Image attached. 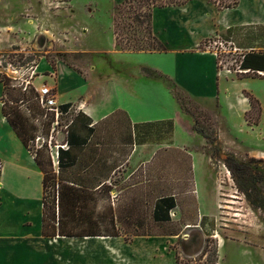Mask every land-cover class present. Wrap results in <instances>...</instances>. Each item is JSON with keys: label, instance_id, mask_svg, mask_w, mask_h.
Wrapping results in <instances>:
<instances>
[{"label": "rangeland", "instance_id": "rangeland-1", "mask_svg": "<svg viewBox=\"0 0 264 264\" xmlns=\"http://www.w3.org/2000/svg\"><path fill=\"white\" fill-rule=\"evenodd\" d=\"M125 2L126 0H0L2 76L8 78L7 68L11 64L22 71V75L18 77L30 84L35 82L39 85L37 88H40L49 86L50 77H55L54 69L59 64L79 69L81 64L86 66L91 61L94 51L103 50L106 54L111 51L115 46L114 42L119 52H154V48L159 45L149 35L147 25L139 24L133 19L136 10L125 7ZM249 2L250 0H244L236 13L221 15L220 24L244 16L248 12ZM165 17L159 16L157 20L163 21ZM239 28V31L230 35L227 32L217 33L200 45V50L221 55L217 59L218 70L225 74L228 72L230 76L225 84L227 93L221 87L223 96L220 103L217 99L190 98L172 83H168L184 113L193 119L191 146L199 162L196 168L198 171L209 168L208 172L202 174L204 181L200 192L204 203L198 199L199 189L196 184L192 183L190 187L192 164L189 156L180 149L171 154L161 151L157 159L144 163L142 172L136 174L140 179L135 180L143 182L138 190L139 203H135L137 199L131 193H119L115 199L117 230L125 234L149 233V236L140 238L128 235L132 246L127 251L136 261L125 257L123 259L121 253L115 252L112 260L117 264H176L177 257L182 264H264V182L260 181L264 180V79L258 77L263 75L240 73L239 64L236 63L238 53L221 54L220 47L217 46L207 50L209 40L213 38L233 42L234 46L245 52L254 50L264 53V26ZM117 35L124 50L117 43ZM108 54L113 64L118 66L121 56ZM123 63L126 64L127 61ZM147 71L154 75L153 71L147 69L146 73ZM231 79L234 81L231 82ZM29 87L34 88L32 85ZM15 88L20 90L12 92L15 96L19 92H27L30 97L32 95L31 91L24 92L20 87ZM238 90L242 91L250 105L245 116L233 113L227 104L235 102V92ZM249 97L253 98V104ZM30 104L19 101L15 106L30 119ZM154 104L157 105V102ZM140 111L145 118H154L157 114L155 106H147ZM74 114L70 110L57 119L55 113L48 112V117L39 119L36 126L43 128L42 135L46 136L50 119L53 117L55 122L59 120L58 124H52L49 135L55 128L54 142L63 144L67 125ZM220 117L228 122L223 124ZM143 129L147 143L171 142L168 125L155 123ZM198 129H203L210 138L205 139L197 132ZM30 147L33 152L37 150L32 144ZM227 161L236 162L245 169L233 173L226 166ZM124 179L125 174L121 169L116 180L121 185ZM171 195H174L177 204L171 212L172 222L155 223L152 213L156 199ZM6 198L5 188H0L2 226L10 229L4 222L7 218L12 223L13 231L18 234L25 232L32 239L35 238L38 234V219L32 216L33 225L30 227L28 214L15 210ZM24 223L29 227H24ZM186 235H189L187 239ZM124 240L126 241V237L120 238V243ZM55 241H61L56 244L77 247L81 251L80 259H74L71 255L67 264L75 261L79 264H97L102 261L100 253L86 254V251L101 249L111 242H104L102 239Z\"/></svg>", "mask_w": 264, "mask_h": 264}, {"label": "crops", "instance_id": "crops-1", "mask_svg": "<svg viewBox=\"0 0 264 264\" xmlns=\"http://www.w3.org/2000/svg\"><path fill=\"white\" fill-rule=\"evenodd\" d=\"M242 2L244 0H240L236 8L224 10H219L206 0H191L183 6L154 9L153 34L167 48L165 52L124 53L117 50L118 46L114 42L115 46L107 54L103 50L94 51L91 61L86 66L81 64L78 67L80 70L59 64L54 69L55 77H50L48 85L55 89L61 106L70 104L69 111H74V117L83 114L90 118L93 129L89 135H78L82 154L77 165L72 166L69 165L68 157H65L64 173L68 176L72 173L88 174L91 182L86 186L91 188L97 199L101 198L100 190L104 185L111 188L109 201L116 210L115 199L119 193H131L137 199L135 203H139L138 190L143 182L135 179H140L136 174L142 172L144 163L157 159L161 151L171 154L180 149L191 160L190 187L192 183L196 184L198 199L204 203L200 188L204 181L202 174L208 172L209 168H203L202 171L196 168L199 162L191 146L193 119L184 113L168 83L190 98L217 99L221 102L222 88L227 93L225 84L230 76L228 72H219L215 54L200 50V45L204 40L217 33H226L232 27L264 26V0H250L248 12L244 16L220 24V16L238 12ZM163 15L166 16L163 21L157 20ZM108 53L121 56L118 66L113 64ZM147 69L153 71L154 75L147 74ZM1 76L0 71V188H5L6 199L15 210L28 214L30 227L33 225L31 217L38 219V234L33 239L25 232L18 234L11 229L12 223L7 218L4 222L10 229L4 228L0 213V264H67L71 255L74 259H80L81 251L77 247L56 244L55 240H60V237L53 240L42 236L44 175L4 114L5 86ZM30 85L34 89L39 87L35 82ZM235 94V102H227L229 109L245 116L250 107L249 102L241 90ZM147 106H155L157 114L154 118H145L140 111ZM220 119L223 124L228 122ZM169 121L173 124L172 133L169 134L171 142L147 143L143 125ZM63 139V144L67 145L64 151H67V133ZM121 169L125 174L122 186L116 180ZM29 226L24 223V227ZM128 235L140 238L137 234L120 233L118 237L67 239L107 238L111 242L106 247L87 250L86 254L99 252L102 261L97 264H117L112 260L115 252L121 253L123 259L136 261L127 251L132 245L125 240L120 243V238Z\"/></svg>", "mask_w": 264, "mask_h": 264}, {"label": "trees", "instance_id": "trees-1", "mask_svg": "<svg viewBox=\"0 0 264 264\" xmlns=\"http://www.w3.org/2000/svg\"><path fill=\"white\" fill-rule=\"evenodd\" d=\"M191 0H126L125 7L136 10L133 19L139 24H146L147 30L155 43L159 45L154 48L155 51L165 52V46L154 36L152 30V15L156 8L183 6ZM209 3L216 5L219 10L236 8L240 0H206ZM121 8H119V12ZM147 20L145 21V19ZM239 27H232L227 30V34L239 31ZM117 37V43L121 49L120 39ZM228 41V40H227ZM242 50L238 55L239 58L236 63L239 64L240 73L248 74H262L258 76L264 79V53L250 50L245 52ZM129 50V48H128ZM138 52V51H137ZM220 59V57L218 58ZM150 74L149 71H147ZM2 82L5 86V106L4 114L7 117L10 125L17 132L18 136L23 141L25 147L34 156V160L42 171L43 178V216H42V236L46 239L56 238H86V237H118L120 236L117 230V216L116 210L113 209L110 192L111 188L103 186L100 190L101 198H96L94 192L86 184L90 183L88 174L72 173L70 176L64 173L65 157H68L69 165H77L79 155L82 154L80 144L77 139L79 134L89 135L93 132L91 128V120L83 114L73 116L72 121L67 125V139L66 143L69 148L67 151H59V168H54L51 155L47 145L38 148L35 152L32 151L30 144H33L36 133H44L43 128H37L36 122L45 117V111L40 106L39 95L34 88L27 90L31 91L32 95L25 94L13 95L15 90L12 81L9 78L1 76ZM13 99V100H12ZM251 104L253 98L249 97ZM19 101L31 103L28 107L32 110L30 119L15 106ZM34 101H36L34 103ZM71 105L61 106V112L67 113ZM48 117V115L46 116ZM33 120H35L33 122ZM52 117L47 123L49 136L51 126L54 124ZM155 123H148L143 127L153 126ZM160 125H168L169 134L172 133V122L157 123ZM145 132V131H144ZM197 132L205 139L210 137L203 129H198ZM45 136V135H44ZM146 137V134H145ZM147 141V140H146ZM77 150V151H75ZM228 169L235 173V171L243 170L238 163L227 161ZM264 182V180H260ZM103 198V199H102ZM176 200L174 196H162L156 199L152 218L155 223H170L172 222L171 212L176 208ZM140 237L149 236V233H138ZM126 236V242L132 241ZM176 264H182L179 257L176 258Z\"/></svg>", "mask_w": 264, "mask_h": 264}, {"label": "built area", "instance_id": "built-area-1", "mask_svg": "<svg viewBox=\"0 0 264 264\" xmlns=\"http://www.w3.org/2000/svg\"><path fill=\"white\" fill-rule=\"evenodd\" d=\"M210 44L207 47V50L212 49V47L217 46L220 47V53L221 54H239L240 49L238 47L234 46L233 42H223L221 40H213L211 38ZM217 59L221 56L218 53H214ZM241 72V71H240ZM22 75V71L15 68L13 65H9L7 68V77L12 81L14 87H20L24 92H26L29 89L30 82L27 80H23L20 76ZM34 75V74H33ZM36 92L39 95V101L41 108L45 111V116L48 115V112L55 113V116L57 119H59L60 115H62L61 112V106L57 101L56 95H55V89L49 86H42L40 88L36 89ZM59 121V120H58ZM58 121L54 124H58ZM55 130V128H54ZM54 130L51 132V135L48 137L42 135L41 132L37 133L35 136L33 144L36 146V148H41L44 145H47L49 153L51 155L53 166L54 168H59V151L62 149H67L66 144H55L54 142Z\"/></svg>", "mask_w": 264, "mask_h": 264}, {"label": "bare ground", "instance_id": "bare-ground-1", "mask_svg": "<svg viewBox=\"0 0 264 264\" xmlns=\"http://www.w3.org/2000/svg\"><path fill=\"white\" fill-rule=\"evenodd\" d=\"M189 235H186L185 236V238L187 239V237H188ZM87 238V237H86ZM64 239H67V238H61L60 240H64ZM90 238H88V240H89ZM99 239H102L104 242L106 241V240H108L107 238H99ZM111 239V238H110ZM116 239V238H115ZM92 240V239H91ZM70 241V240H69ZM84 241H86V240H84ZM95 241V240H94ZM60 242V241H59ZM58 241H57V243H59ZM74 242V241H73ZM99 242V241H98ZM54 243V242H53Z\"/></svg>", "mask_w": 264, "mask_h": 264}]
</instances>
